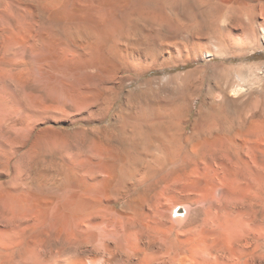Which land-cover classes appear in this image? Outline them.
<instances>
[{"label":"bare ground","instance_id":"obj_1","mask_svg":"<svg viewBox=\"0 0 264 264\" xmlns=\"http://www.w3.org/2000/svg\"><path fill=\"white\" fill-rule=\"evenodd\" d=\"M202 3L207 51L200 0H0V264H199L191 204L224 235L216 264H264V91L226 119L195 69L165 75L222 54ZM37 159L56 175L27 182Z\"/></svg>","mask_w":264,"mask_h":264},{"label":"rangeland","instance_id":"obj_2","mask_svg":"<svg viewBox=\"0 0 264 264\" xmlns=\"http://www.w3.org/2000/svg\"><path fill=\"white\" fill-rule=\"evenodd\" d=\"M202 1L200 0V5H199L200 15H199L198 20H199V35H200V41H201L200 44H201V48L204 49L206 47L205 46L206 45V42H205L206 36H209V35H208L207 28H205L206 24H207V22H206V9H205V5L202 3ZM232 1H233V3H232ZM242 1L240 0L238 2V0H237V3H235L236 0H214V6L215 7L213 9L212 14L214 15L213 17H214L215 25H214L213 34H212V40H214L213 45L216 43L217 44L222 43V44H220L221 46L223 44L226 45V46L225 45L223 46L224 50H223V48H221L220 45L218 46V47H220V50H222L221 55H220V53H218L219 48L214 47V50H211L209 48V51L211 50L210 52H212V54H213L212 56L207 57L205 54H203L202 55L203 60L200 59V61L191 63L185 68L182 67L179 69L168 70L165 74V75H174V74L179 73V72L183 73V72H187V71H191L192 69H195L196 70L195 74L197 76L196 77L194 75V77H196L195 78L196 79L195 80L196 81L195 86H196V88L199 87V90L198 89H194V90H196V92L198 93V95L200 97V101L204 102L206 104V107L211 108V103H209V101L211 99V96H215V98L217 100L216 105H215L216 106L215 108L217 109L216 111L218 112V110H220L219 112H221V113L223 111V115L225 114L224 117L227 116L226 119L228 117L234 116L238 113H243V111H241L240 108H241V106H244L242 104L243 103L245 104L249 94L252 93L254 90L257 91L260 89V90L264 91L263 90L264 89V33H263L264 32L263 31V29H264V10H263L264 0H242ZM234 4L236 6H234ZM228 41H229V43H225ZM229 44L230 45L234 44V45L229 46ZM211 48H212V46H211ZM206 51H207V49H206ZM223 51H224V53H223ZM225 51H226V53H225ZM215 53H217V54H215ZM224 54L226 56H224ZM238 68H240V69H238ZM227 69H228V71H227ZM199 71L202 74L198 73ZM236 71H237V73H236ZM163 75H164V73L161 71H154L151 74H149L148 76L149 77H162ZM237 75H239L240 78L242 77L244 79V82H243V79H241L242 85H243V86L241 85V87L244 89V92H243L244 94L243 93L241 94L242 99L240 98V95L232 96V98L230 96V99L232 100V103L231 102L230 103L232 105L229 106V102H227L226 100H222L224 103L222 101H221L222 103L221 102L219 103L218 100L222 99L223 93L227 91L228 85L230 84V86H231L232 83L233 84L238 83ZM141 82L142 81H140V83ZM197 85H198V87H197ZM222 90H223V93H222ZM262 94L263 93H261V95L260 94H258V95L261 96L260 99L262 102H264V95L262 96ZM161 95L158 94V96H161ZM218 95L219 96L221 95V96L218 97ZM246 95H248V96L246 97ZM160 99L161 98L159 97V100ZM117 105L118 104H116L115 107L113 108L112 112L110 113L111 115H113V113H115ZM224 105H226L227 107ZM195 114H196V111H194L191 115L194 116ZM111 115H110V118H108L106 121H104L102 125H107L109 122V119H110V121L112 120ZM262 117L261 118L258 117L257 119L260 122H263L264 117L263 118ZM45 160L37 159V160L32 162L33 164L31 163L32 165H31V168L29 171L30 175H28V177L30 179L27 177L28 178L27 182L31 183L32 181H34L33 180L34 177H32V176L38 175L39 173H42L43 171H41V170H44V169H45L44 171H46V169H47L48 173L52 172L50 174L52 176L55 174L56 169H54V167H56V166H54V163L49 159H45ZM39 163H41V164H39ZM50 164H52V165H50ZM52 166H54V167H52ZM0 168H2L1 164H0ZM33 168L34 169L36 168V169L34 170ZM51 168L54 170H52ZM38 169H40V170H38ZM33 171H34V173H33ZM36 172H38V173H36ZM36 177L37 176H35V178ZM8 180L10 181V178L8 179V178L3 177L2 180H0V185L4 182L5 183L8 182ZM186 202L187 201H184V203H183V201H182L180 204L178 203L176 205L177 208L180 206L184 207ZM190 209H191L190 213L186 214V216L183 214L184 212L179 214L182 218L180 220H183L184 222H182L181 223L182 225L178 228H179V230H183V232L185 231L184 233L186 234V232H187L186 230L190 229V226L188 225L189 221H193V220L195 221L194 225L196 224V226L193 227V229H192L193 232L191 230V233H194L196 236V233L199 231L198 235L196 236L197 237V239H196L197 257L196 258L198 260V263L199 264L200 263L201 264H216V263H221V262L223 263L226 259L224 247H222V245L223 246L225 245L224 235L222 233H220L219 231H217L216 229L214 230L213 228L210 229L211 227L209 228L210 224H208V223H211L210 222L211 219H209V217H206L205 214H203L204 211L202 210V208L200 206H198V205L196 206V204H191ZM196 210H198V211H196ZM0 212H1V209H0ZM203 215H204V217H203ZM205 217L207 220L209 219L208 220L209 222H207V224L209 226L207 224H204L205 226L202 224L203 219ZM168 218H169V219H167L168 221L166 220V222H167L166 225H168L169 227L173 225V226H175V228H177L176 224L174 223V219L172 218L170 213H168ZM202 225H203V227H202ZM199 226H201L202 228ZM206 226H208V227L205 228ZM198 227H199V229H198ZM200 229H201V232H200ZM196 230H198V231H196ZM187 234H189V233L187 232ZM216 234H218V235H216ZM8 235L9 234H6V235L4 234L2 236V238H3L2 240L7 239L8 241H11L14 239V238L13 239L11 238L12 235L10 237H8ZM221 235H223V237ZM211 244H212V246H210Z\"/></svg>","mask_w":264,"mask_h":264}]
</instances>
